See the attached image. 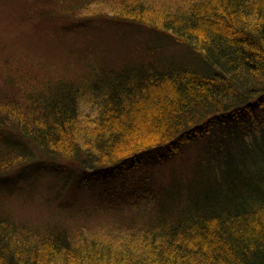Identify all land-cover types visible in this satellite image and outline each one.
Wrapping results in <instances>:
<instances>
[{"label":"trees","instance_id":"16d2710c","mask_svg":"<svg viewBox=\"0 0 264 264\" xmlns=\"http://www.w3.org/2000/svg\"><path fill=\"white\" fill-rule=\"evenodd\" d=\"M0 2L16 34L31 32L27 57L37 38L84 32L95 20L147 39L115 50L127 58L117 65L92 51L86 73L70 78L0 69L6 191L24 192L10 190L13 176L41 169L61 175L64 189L90 186L220 131L208 142L214 158L144 210L98 199L66 227L0 208V264H264V0Z\"/></svg>","mask_w":264,"mask_h":264},{"label":"rangeland","instance_id":"374dc122","mask_svg":"<svg viewBox=\"0 0 264 264\" xmlns=\"http://www.w3.org/2000/svg\"><path fill=\"white\" fill-rule=\"evenodd\" d=\"M88 27L84 32H67L62 36L50 34L46 41L37 38L40 42L33 48L32 56L27 57L20 52L30 39L29 29L24 25L16 34L13 25L7 23L4 16L0 17V37L11 46V51L0 52V69L5 67L10 71L28 70L29 73L48 72V76L73 77L86 73L88 64L84 62L92 60L93 53H100L112 65H117L127 58L120 53L114 56L115 50L130 53L139 50L135 46H144L147 40L138 32L111 23L95 20ZM219 133H197L184 142L175 155L162 160L144 158L117 175L111 173V180L97 178L90 186H78L75 182L71 189H64L62 176L48 169L33 170L16 179L13 176L10 190L25 191L12 194L5 190L6 187H0V208L8 215L66 227L79 226L82 209L86 213L92 212L94 205L99 203L98 199L104 205L117 206L124 211L128 210L125 206L130 205L134 206L131 207L133 209L144 210L147 201L165 198L171 193L172 186L185 177L189 178L194 169L203 164V158H214L215 146L208 142L219 137ZM119 213L116 212V216ZM103 215L109 216L108 211Z\"/></svg>","mask_w":264,"mask_h":264}]
</instances>
